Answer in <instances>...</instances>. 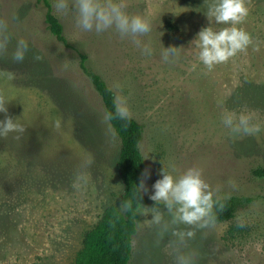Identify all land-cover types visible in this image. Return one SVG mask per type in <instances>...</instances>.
Instances as JSON below:
<instances>
[{
  "label": "rangeland",
  "instance_id": "374dc122",
  "mask_svg": "<svg viewBox=\"0 0 264 264\" xmlns=\"http://www.w3.org/2000/svg\"><path fill=\"white\" fill-rule=\"evenodd\" d=\"M48 1L66 38L87 53L89 66L115 94L119 83L131 117L143 124L140 150L143 159L154 157L144 160L146 197L162 167L173 176L199 167L219 196L252 198L232 218L195 229L183 244L171 230L148 223L151 214L140 207L128 264H176L177 250L193 255L194 264H264V178L251 174L264 166V0H245L248 15L236 25L251 43L211 71L199 62L194 38L203 27L227 25L207 20L209 0H122L130 15L151 19L153 30L140 38L150 41L151 56L112 29L80 31L73 14L59 15ZM45 10L44 0H0L6 25L0 39L9 37L0 49V101L7 109L0 120L7 115L25 127L19 139L0 137V264H73L84 233L108 206L121 207L120 139L102 120V101L78 56L45 25ZM20 38L29 48L15 62ZM161 45L179 47L175 62L161 60ZM225 111L250 114L261 130L230 135ZM141 206L170 219L163 205ZM229 227H236L232 236Z\"/></svg>",
  "mask_w": 264,
  "mask_h": 264
},
{
  "label": "clouds",
  "instance_id": "9594fccd",
  "mask_svg": "<svg viewBox=\"0 0 264 264\" xmlns=\"http://www.w3.org/2000/svg\"><path fill=\"white\" fill-rule=\"evenodd\" d=\"M53 7L59 15H74L75 26L82 32L103 33L109 29L114 30L121 38L129 39L142 55L151 56L153 48L150 41L144 42L140 38L149 34L152 29L151 19L144 15H130L125 11L122 0H54ZM208 21L216 24L227 25L218 31L211 27H203L196 34L194 40L198 51L199 62L209 71L215 65L227 62L238 52L243 51L251 43L250 35L236 25L242 23L247 15L248 8L245 0H209L207 11L204 13ZM6 33V25L0 22V34ZM9 37L4 34L0 39V49L6 47ZM162 46V45H161ZM28 42L17 39L11 58L15 62H21L28 52ZM179 47H161V60L164 63H173L179 56ZM40 60L39 55L35 56ZM113 88L117 93L113 97V111H105L102 120L109 125L113 119L127 121L131 119V111L126 97L119 94L120 85L114 83ZM5 104L0 101V113H6ZM223 125L228 129L230 135H253L261 130L259 123H253L250 114L237 116L233 112L225 111L222 117ZM53 127L59 128L60 121H53ZM25 131V127L18 122L17 118L5 115L0 120V137H6L9 133H15L19 139ZM112 135L115 132L112 131ZM154 159L146 154L143 160ZM91 163L90 159L87 161ZM148 175L147 170L144 173ZM160 178L151 185L152 191L148 198L156 204H162L170 219L165 221L162 213L154 207H143L140 205L141 191L148 193L144 181L136 185V195L139 198L137 203L145 210V215L150 213L151 219L148 223L159 226L163 231L171 230L180 244L195 235V229H204L215 225L216 213L214 208H222L221 197L203 179L202 169L189 167L178 176H173L163 167L160 170ZM235 187V185H233ZM227 197H225L226 199ZM131 202L125 203L127 210ZM177 225H187L188 230H180ZM243 223L238 227H244ZM176 264H194V257L191 254H183L176 251Z\"/></svg>",
  "mask_w": 264,
  "mask_h": 264
},
{
  "label": "trees",
  "instance_id": "16d2710c",
  "mask_svg": "<svg viewBox=\"0 0 264 264\" xmlns=\"http://www.w3.org/2000/svg\"><path fill=\"white\" fill-rule=\"evenodd\" d=\"M44 4L46 10L43 21L48 30L64 47L76 53L79 68L99 95L104 112L113 111L114 91L108 86L102 75L89 66L87 53L66 38L63 26L53 14L49 1L44 0ZM110 125L120 139L115 165L122 186L121 207L108 206L100 220L84 233L82 245L74 256L73 264H128L131 258L132 239L137 233L140 205L145 203L154 205V202L142 191L138 193L140 205L137 203L139 198L136 195V185L143 180L145 173V164L140 150L143 124L131 117L127 121L113 119ZM251 174L258 178H264V166L253 168ZM220 197L222 208H214L216 221L232 218L239 207L252 200L251 197L234 195ZM225 197L227 198L225 199ZM128 202H131V206L126 210L124 205ZM235 228L229 227L227 235L232 236Z\"/></svg>",
  "mask_w": 264,
  "mask_h": 264
}]
</instances>
